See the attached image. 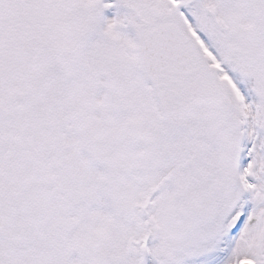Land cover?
<instances>
[{
    "label": "snow or ice",
    "instance_id": "6c2138e0",
    "mask_svg": "<svg viewBox=\"0 0 264 264\" xmlns=\"http://www.w3.org/2000/svg\"><path fill=\"white\" fill-rule=\"evenodd\" d=\"M0 264H264V0H0Z\"/></svg>",
    "mask_w": 264,
    "mask_h": 264
}]
</instances>
